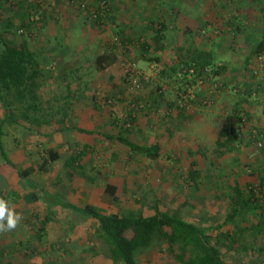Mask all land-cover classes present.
<instances>
[{"label": "rangeland", "instance_id": "374dc122", "mask_svg": "<svg viewBox=\"0 0 264 264\" xmlns=\"http://www.w3.org/2000/svg\"><path fill=\"white\" fill-rule=\"evenodd\" d=\"M110 9L111 17L101 13L98 22L97 10ZM261 10L264 0H109V8L100 0H0V35L7 43L25 39L41 74L37 112L12 103L10 113L0 104V123L6 113L14 120H4V149L20 169L33 170L25 180L15 175L4 188L0 176L2 189L20 196L11 206L23 217L18 235L0 233V254L39 256L40 264H111L91 238L97 222L82 221L69 209L54 206L52 221L39 236L46 206L23 199L33 186L108 214L149 216L157 209L199 226L223 224L231 188L257 185L264 168L263 151L252 141L264 124V56L245 64L264 34ZM152 21L165 23L160 42ZM143 44L151 48L145 51ZM193 47L212 52L224 71L216 75L209 69L194 82L196 73L184 65ZM100 54L111 58L103 68L96 62ZM234 126L239 151L220 156L217 140ZM74 127L95 135L80 136ZM103 133H122L141 145L159 143L161 157L153 161L132 154ZM68 138L93 147L73 176L63 166ZM48 150L62 157L43 171L39 166ZM193 162L196 182L189 178ZM107 184L118 188L114 202L103 196ZM256 222L253 211L236 219L237 226L247 227L246 253L218 243V233L209 232L228 264H264V232L255 239L250 234ZM222 230L234 227L229 223ZM137 259L176 264L157 249L142 251Z\"/></svg>", "mask_w": 264, "mask_h": 264}, {"label": "trees", "instance_id": "16d2710c", "mask_svg": "<svg viewBox=\"0 0 264 264\" xmlns=\"http://www.w3.org/2000/svg\"><path fill=\"white\" fill-rule=\"evenodd\" d=\"M100 2L106 8H109V0H100ZM97 11L98 13L95 18L98 22L102 19V14L103 16L106 15V17H111L112 14V9L110 11ZM261 13L264 22V11L261 10ZM11 25L12 23L8 22L5 29L9 30ZM151 25L155 32L156 41L160 42L166 29L165 23L152 21ZM0 45V104L5 111L7 110L10 113H12L10 111L12 103L22 105L26 111L37 112L39 104L37 88L38 79L41 74L39 62L35 54L30 50L25 39L7 43L4 37L0 35ZM142 47L145 51L151 48L148 44H143ZM187 53L184 65L196 73L193 75L194 82L202 79L203 75H209L207 71L209 69L214 71L216 75L225 69L224 66L218 68L215 57L210 51L193 47ZM263 56L264 34L251 48L245 64L249 63L253 58L259 59ZM155 60L160 61L157 57ZM96 62L98 67L103 68L104 63L111 62V58L108 55L100 54L97 56ZM178 69L179 67H176L174 71L177 72ZM158 97L162 98L163 95L160 94ZM24 117L27 118V114H24ZM7 119H12L8 113L4 117V120ZM4 120L0 123V155L6 164V168L10 170L9 176L15 174L20 179L25 180L31 175L33 170L32 168L20 169L10 160L2 141ZM11 121L14 120L12 119ZM131 121H134V118L131 117ZM65 129L69 130V128ZM74 130L80 136L92 137L95 135L93 131L81 127H74ZM102 136L109 141L120 143L132 154H137L153 161L161 157L162 150L159 143L141 145L122 133L118 135L103 133ZM223 137L226 138L224 142L221 141ZM252 138V141L256 143L258 149H261L264 154V124ZM64 144L66 146L70 145L71 148L68 147L71 150L68 148L69 153L66 155L63 166L66 169V173L69 176H73L78 173L83 158L93 150V147L71 138L65 140ZM240 144L239 127L234 126L225 129L220 134V139L217 140V145L220 149H223V152H217L221 156L224 152L239 151ZM47 153L48 158L44 159L39 166V169L43 171L51 162L59 161L62 157L57 151L48 150ZM191 165L189 178L196 182V164L193 162ZM258 182L257 185L247 183L243 188L235 183L230 192V212L226 216L224 223L209 228L185 221L178 215L157 209L154 214L149 216L139 212H130L124 215L108 214L89 204L78 206L68 203L61 199L59 194H52L37 186H33L31 190H27L26 194L23 195V199L29 204L41 200L46 206L47 214L41 221V227L38 229L40 232L39 236L46 232L48 224L52 221V208L54 206L71 210L82 221L88 219L95 220L97 227L93 234H91V238L100 243L102 254L108 262L111 261V264H140L137 259L140 252L156 249L167 251L173 256L176 264H228L218 244L211 241L209 232L216 231L218 233L216 236L217 242H223L227 248L231 250L239 249L242 253L248 252L251 244L247 243L248 235L244 231L247 227L237 226L236 219L249 211H253L257 222L252 225L250 224L252 227L250 234L255 239V233L264 232V168L258 174ZM4 187L5 184L3 185ZM117 190L118 188L115 185L107 184L104 188L103 196L114 202L118 199ZM258 193L262 194L263 198ZM0 197L8 200L10 205L16 204L20 198L17 193H11L8 188L2 189L1 186ZM229 223L234 227L233 232L223 231L224 225ZM16 230L10 233V237L18 235V230Z\"/></svg>", "mask_w": 264, "mask_h": 264}, {"label": "crops", "instance_id": "0c3cea01", "mask_svg": "<svg viewBox=\"0 0 264 264\" xmlns=\"http://www.w3.org/2000/svg\"><path fill=\"white\" fill-rule=\"evenodd\" d=\"M9 158L12 162L16 163L11 157H9ZM9 173H10V170L8 168H6L5 162H4V160H2L0 162V176L2 178H4V180H5L4 184H6V185H9L12 177L15 176V174H12L11 176H9ZM4 236L8 237V236H10V233L5 232ZM12 245H14V244H12ZM6 247L7 246H4L5 249H6ZM12 248H14V246ZM15 249L18 252L20 250L19 248H15ZM13 251L10 253L0 254V264H26V263L27 264H40V261L43 262V259L39 256L29 258V256H25L24 254L20 253L22 255V257H21V255L16 257V255L13 253ZM21 258L23 260H20Z\"/></svg>", "mask_w": 264, "mask_h": 264}, {"label": "clouds", "instance_id": "9594fccd", "mask_svg": "<svg viewBox=\"0 0 264 264\" xmlns=\"http://www.w3.org/2000/svg\"><path fill=\"white\" fill-rule=\"evenodd\" d=\"M22 215L17 213L5 198L0 197V233L17 229L22 222Z\"/></svg>", "mask_w": 264, "mask_h": 264}, {"label": "built area", "instance_id": "2783aa9c", "mask_svg": "<svg viewBox=\"0 0 264 264\" xmlns=\"http://www.w3.org/2000/svg\"><path fill=\"white\" fill-rule=\"evenodd\" d=\"M20 32H22V31H20ZM260 144V143H259ZM260 146V145H259Z\"/></svg>", "mask_w": 264, "mask_h": 264}]
</instances>
